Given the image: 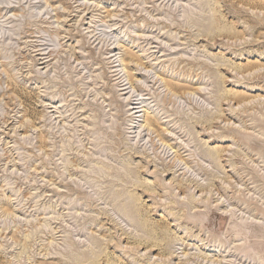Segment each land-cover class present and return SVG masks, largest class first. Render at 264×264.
<instances>
[{"label": "rangeland", "instance_id": "rangeland-1", "mask_svg": "<svg viewBox=\"0 0 264 264\" xmlns=\"http://www.w3.org/2000/svg\"><path fill=\"white\" fill-rule=\"evenodd\" d=\"M170 263L264 264V0H0V264Z\"/></svg>", "mask_w": 264, "mask_h": 264}, {"label": "bare ground", "instance_id": "bare-ground-1", "mask_svg": "<svg viewBox=\"0 0 264 264\" xmlns=\"http://www.w3.org/2000/svg\"><path fill=\"white\" fill-rule=\"evenodd\" d=\"M49 56H51V55H49ZM49 56H43L44 58H42L43 59V64H45V63H48L50 60H49ZM119 86H121V84L119 85ZM123 88V90H127V88H125V86L124 87H122ZM135 108H137V107H134V108H132V109H135ZM137 112V111H136ZM154 249V248H153ZM171 264V263H170ZM220 264H222V263H220Z\"/></svg>", "mask_w": 264, "mask_h": 264}]
</instances>
